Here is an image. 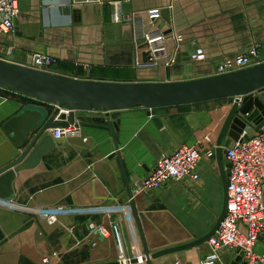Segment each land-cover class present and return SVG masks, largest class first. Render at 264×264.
Here are the masks:
<instances>
[{"label":"crops","instance_id":"0c3cea01","mask_svg":"<svg viewBox=\"0 0 264 264\" xmlns=\"http://www.w3.org/2000/svg\"><path fill=\"white\" fill-rule=\"evenodd\" d=\"M71 7L72 22L53 27L44 19L51 0H19L21 14L15 21L10 62L30 67L32 54L59 57L49 72L77 79L132 83L176 82L199 79L226 58L244 50L250 41L264 49V0H58ZM158 8L169 12L151 23L144 12ZM137 15L130 23H115L114 15ZM140 15V16H139ZM175 35L183 41L177 45ZM163 37L159 39V37ZM146 37L156 45L145 49L157 63L147 72L134 67L142 52L135 38ZM197 48L206 51L202 63L190 59ZM264 58V53L261 51ZM174 59L166 68L164 62ZM143 61V60H142ZM78 63V67L75 66ZM220 101L218 106L210 105ZM227 101H229L227 103ZM209 103V105H207ZM43 109L50 116L55 107L0 88V168L18 156L2 125L24 107ZM186 106V107H185ZM232 106V98L194 105L121 111L112 123L119 159L113 157L109 131L79 125L82 137L54 139V147L39 164L15 174L12 202L22 206L84 208L122 205L131 201L135 225L150 253L180 246L205 235L221 212L223 188L216 162L204 158L199 180L169 184L156 192L135 195L155 161L179 145L212 149ZM150 113V117L148 116ZM77 117L104 118L102 112L75 113ZM151 118H158V129ZM76 120V119H75ZM55 121V120H54ZM91 121L90 124H93ZM52 135V130L44 135ZM212 223L199 236H190L182 216ZM115 216L67 215L49 224L39 218L0 207V264H113V237L90 235V222L107 229ZM28 226L22 232V228ZM188 227V228H187ZM127 237L126 232H124ZM139 238L141 240L139 231ZM209 253L207 243L155 259L152 264H198ZM221 264H241L227 253Z\"/></svg>","mask_w":264,"mask_h":264},{"label":"water","instance_id":"95a60500","mask_svg":"<svg viewBox=\"0 0 264 264\" xmlns=\"http://www.w3.org/2000/svg\"><path fill=\"white\" fill-rule=\"evenodd\" d=\"M75 12L68 3L59 4L58 0H51L50 9L44 11V19L53 27H67ZM161 17L170 22L167 10L161 11ZM135 43L138 49L144 50L143 62L152 61V52L145 49L154 47L156 43L149 44L146 37L136 38ZM0 88L55 107L50 116L41 108L24 107L2 125L5 135L21 153L0 168L1 202L13 200L12 180L15 174L36 167L41 158L54 147L52 136L44 135L49 130L64 128L74 123L75 119L79 125L101 127L109 131L114 146L113 157L119 159L114 135L116 125L112 120L121 111L133 108L152 110L244 97L241 108L237 104L231 106L216 141V162L223 188V203L214 225L205 235L192 242L154 253L148 251L138 227L147 264L166 255L196 248L207 243L215 234L227 212L226 169L229 164L225 160L226 148H231L241 135L244 139L252 137L250 128L258 130L264 124V62L237 72L188 81L120 83L77 79L0 60ZM61 109L70 111L68 123L64 122L65 115H59ZM92 111L105 113V117L94 118L93 121L90 117L75 118V113ZM148 116L150 117V113ZM151 120L158 129H162L163 125L158 118ZM91 121L93 124H90ZM119 163L125 177L120 159ZM27 228L28 226L19 232Z\"/></svg>","mask_w":264,"mask_h":264},{"label":"built area","instance_id":"2783aa9c","mask_svg":"<svg viewBox=\"0 0 264 264\" xmlns=\"http://www.w3.org/2000/svg\"><path fill=\"white\" fill-rule=\"evenodd\" d=\"M20 14L19 0H0V60L10 62L13 46L8 45L7 42L13 38L14 23ZM136 16L132 14L124 17L115 14L113 21L130 23ZM143 16L153 23L161 19V9H150L145 11ZM162 38V36L159 37V39ZM175 40L179 45L183 37L175 35ZM261 51L264 53L259 42L250 41L244 50L233 57L224 59L212 68L206 77L254 67L264 62ZM206 57L205 49L197 48L190 59L202 63ZM58 59L59 57L50 53L35 52L32 54L30 67L49 72L50 67L57 63ZM156 64L154 58L150 62H143L137 57L134 61V67L139 72H147ZM173 64L174 59H170L164 62V67L169 68ZM75 66L78 67V63H75ZM243 99L244 97L232 98V105L237 104L241 108ZM69 113L70 111L66 109H61L59 112V115H65V123H68ZM250 129L252 137L244 139L241 135L231 148H226L225 160L229 164L226 169L227 212L215 234L207 242L209 253L201 258L198 264H221L227 253L234 259H238L241 264H264V124L258 130L255 127ZM51 136L53 139H60L61 137H82V134L78 121L75 120L64 128L52 130ZM82 140L87 139L82 137ZM215 151L216 146L201 152L195 145H179L172 153L163 154L155 161L148 176L136 185L135 195L156 192L166 185L182 181H198L201 161L204 158L213 159ZM131 201L132 197L129 202L122 205H98L84 208H67L61 205L30 207L18 205L12 201H0V207L39 218L49 224L56 223L60 217L67 215L115 216L116 219L109 229L103 224L88 223V233L99 235L104 239L110 235L113 237L116 264H147L135 225Z\"/></svg>","mask_w":264,"mask_h":264},{"label":"rangeland","instance_id":"374dc122","mask_svg":"<svg viewBox=\"0 0 264 264\" xmlns=\"http://www.w3.org/2000/svg\"><path fill=\"white\" fill-rule=\"evenodd\" d=\"M228 102L229 101H227V103ZM220 104H221L220 101H216V102L211 103L210 105L218 106ZM207 105H209V103ZM182 220H183V222L186 223V226L189 225V229H187V230L189 231V235L191 237L195 236V235L199 236V235L203 234L208 229V226L212 225V223H209L207 221H203L204 219H193L192 217L189 218L188 216H184V215L182 216Z\"/></svg>","mask_w":264,"mask_h":264}]
</instances>
